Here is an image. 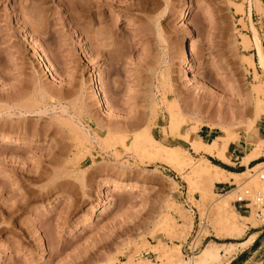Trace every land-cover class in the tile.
I'll return each mask as SVG.
<instances>
[{
  "label": "rangeland",
  "instance_id": "rangeland-1",
  "mask_svg": "<svg viewBox=\"0 0 264 264\" xmlns=\"http://www.w3.org/2000/svg\"><path fill=\"white\" fill-rule=\"evenodd\" d=\"M105 2L0 0V264H120L130 256L161 263L162 245L180 244L192 260L210 241H239L217 237L211 220L201 223L181 175L150 159L135 136L150 130L199 158L188 132L211 141L218 122L255 118L264 70L246 59H254L255 31L264 48V0L251 10L250 0ZM191 39L193 68L185 71ZM98 84L111 108L94 94ZM173 104L185 119L176 130ZM260 127L240 128L230 152L245 155L253 137L264 140ZM6 136L22 143H3ZM250 173L259 178L261 169L243 180ZM121 178L136 189L109 185ZM176 204L194 220L186 238L164 226L168 213L180 221L170 209ZM256 217L246 235L257 231V239L226 264H264V219Z\"/></svg>",
  "mask_w": 264,
  "mask_h": 264
},
{
  "label": "bare ground",
  "instance_id": "bare-ground-1",
  "mask_svg": "<svg viewBox=\"0 0 264 264\" xmlns=\"http://www.w3.org/2000/svg\"><path fill=\"white\" fill-rule=\"evenodd\" d=\"M104 2L105 0H101L100 5H103ZM93 3L94 0H92V4ZM260 7V0H254L253 3L252 0H250V10L253 8L260 9ZM243 36L244 39L242 44L243 47L247 49L250 47L252 41L248 37V35L244 34ZM255 45L258 48L260 65L264 69V48L261 42V38L256 31ZM195 49L196 44L192 39L188 41V44L184 47V56L188 62L185 71L191 70L193 68L190 58ZM41 57L40 59H42ZM246 61L249 62L254 68L255 72H257L254 59H252L251 57H247ZM47 67L51 68L49 64H47ZM99 82H101V78L97 79V83ZM94 90V94L99 97L101 104L106 108L109 107L110 105H108V101L103 95L99 84L95 87ZM254 91L257 92L258 97L256 103V115L253 120H239L240 122L237 125L218 122V129L221 131V133L215 136L211 141L192 138L191 135L188 134L189 132L185 135V139L189 143L190 147L194 150L195 153L201 155L199 158H195L191 154L187 153L182 147L168 146L154 139L152 134L150 133V130L145 131L144 133L142 132V134H138L135 136V138L138 140L139 146L146 152L147 156L150 159H153L155 162L158 161L165 164L173 171L181 175V177L187 184V197H189L191 201H194L201 223L205 224L207 220H211V224L216 231L217 237L233 238L239 241L230 243H218L215 241H210L192 260H186L183 258L182 252L180 250V244H176V247H166L165 245H162L160 246L163 258L161 263H155L149 259L135 261V258L133 256H130L126 261H120V264H226L231 261L233 255L236 254L239 249L248 248L251 242L257 239V236L259 234V232L257 231L246 235L247 230H249L250 228H256L259 225V219L256 217L255 212H252L250 215L241 214L233 205L232 200L234 199L233 197H235L234 195L237 194L238 188L242 189V187L246 184H248L250 187L249 183L254 184V187L255 184H257L258 189L261 188L262 191H264V180L260 179V177L258 178L256 174L250 173L251 175L247 179L243 180V178L248 175V172H250V170H255L256 173L260 169L262 171L264 162H258L252 167L249 164L251 161L257 160L262 156V154L260 153V147L264 144V140L259 136H255L253 137V139L247 142L248 148H250V150L246 152L245 155H243L240 159L241 164L247 167V170H243L240 172L226 170L225 168L212 162L206 156L209 155L215 157L221 162L228 165L235 164V162L232 161L231 158L226 156V153L229 150L230 144L233 142H237V140L239 139L238 130L242 128L245 134H250L258 121L264 119V98H261V95L264 96V81L260 84L258 83L257 86L254 87ZM111 107L112 106H110V108ZM169 111L171 124H173L171 127L174 130L175 127H178L180 124L185 122L183 111L176 104L172 106ZM199 127L200 125L197 124L195 127L191 128L192 133H197ZM108 131L112 132L113 135L114 133H116V131L113 132L111 128ZM118 137L120 138L119 135ZM124 137H121L120 139L122 142L125 141ZM3 140V143L7 144L22 143V141H20L19 139H13L12 137L7 136L4 137ZM226 183L234 184L238 188L231 189L224 193H217L215 191L217 184ZM109 185L113 186L115 190H121L124 188L129 190L136 189L135 184L125 181L124 178L112 181ZM196 193L200 194V199H197L195 197ZM208 202L211 204V211L206 208V204ZM170 209L175 211V213H177L181 219L180 221H177L174 216H169L170 214L168 213L166 215L165 225L163 224L166 227L165 229L168 232H175L176 229H182L184 232V238L188 237L189 232L194 224L192 216L187 215L186 212L183 211L184 208H181L179 204L170 206ZM262 219H264V213ZM198 237L195 238L194 243L200 242ZM109 264H114V260H111Z\"/></svg>",
  "mask_w": 264,
  "mask_h": 264
},
{
  "label": "built area",
  "instance_id": "built-area-1",
  "mask_svg": "<svg viewBox=\"0 0 264 264\" xmlns=\"http://www.w3.org/2000/svg\"><path fill=\"white\" fill-rule=\"evenodd\" d=\"M260 159H264V154L263 156L258 158L257 161H259ZM263 162L264 161H262L261 163ZM262 169L263 170L261 171L262 174L260 173V179L264 180V167ZM232 203L234 204L237 210H240L242 212L255 211L257 216L263 217L264 191L255 189L253 187L243 186L242 189L238 188L237 194L235 195L234 201Z\"/></svg>",
  "mask_w": 264,
  "mask_h": 264
},
{
  "label": "crops",
  "instance_id": "crops-1",
  "mask_svg": "<svg viewBox=\"0 0 264 264\" xmlns=\"http://www.w3.org/2000/svg\"><path fill=\"white\" fill-rule=\"evenodd\" d=\"M254 49V53H253V57H254V62H255V64H256V67L258 66L259 68H261L262 66L258 63V65H257V61H258V56H259V52H258V48H257V46L255 45V47L253 48ZM264 70V69H263ZM261 127H260V130H263L264 131V119H262L261 121ZM253 131V130H252ZM230 147V146H229ZM231 148V147H230ZM230 150L231 149H229L228 150V152L226 153V156L227 157H229V155H231V160L233 161V160H235V164L234 165H228V164H226V165H228V166H230V167H233V168H237L236 166H238L239 168H243V167H245V166H243V164H241V162H240V159H241V157L243 156H239V155H237V150L236 149H233L232 150V152H230ZM239 151V150H238ZM230 158V157H229ZM258 162H260V161H257V160H253V161H251L250 162V164L249 165H252V166H254L255 164H257ZM223 163V162H222ZM225 164V163H224Z\"/></svg>",
  "mask_w": 264,
  "mask_h": 264
},
{
  "label": "trees",
  "instance_id": "trees-1",
  "mask_svg": "<svg viewBox=\"0 0 264 264\" xmlns=\"http://www.w3.org/2000/svg\"><path fill=\"white\" fill-rule=\"evenodd\" d=\"M215 164L225 168L226 170H229V171H233V172H240L242 171L241 169L242 168H233V167H230L224 163H222L221 161H215V160H212Z\"/></svg>",
  "mask_w": 264,
  "mask_h": 264
}]
</instances>
